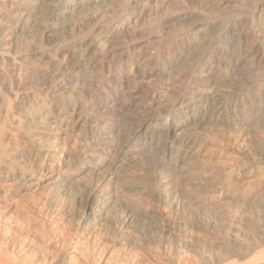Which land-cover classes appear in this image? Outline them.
<instances>
[{
	"label": "bare ground",
	"instance_id": "1",
	"mask_svg": "<svg viewBox=\"0 0 264 264\" xmlns=\"http://www.w3.org/2000/svg\"><path fill=\"white\" fill-rule=\"evenodd\" d=\"M101 1L0 0V208H4L6 205L11 206V203L13 204L16 201L18 203L19 199H14L21 195L24 196V191L39 186L40 182L37 181V177L47 172L50 179L42 186L43 190L41 191L44 192L45 201L43 205H40L42 207L37 206L40 207L39 212H35H37V217L40 215L42 218L38 219L44 225L42 226L45 228L43 231L47 234H54V236H51L56 237V239L52 238L53 243L55 240H58L57 242L61 240L62 242V239L65 238L63 236L67 234L66 232L64 234V231H66L64 224L66 223L67 198L70 196L69 190L70 187H74L73 190L76 187L79 189L82 177H91L93 182L88 185L85 194L78 193L74 196V193L70 192L75 197H72L73 202H71L76 209L80 208L79 211H81L78 217L79 220L86 223V225L96 223L101 215L110 212L109 209L114 204L117 206L116 208L121 209L119 223L123 227L132 219L133 211L138 216V214H141V209L138 210L141 208L140 206L150 201H154L156 204L159 203L160 207L169 203L171 205L168 208L175 207L172 203L177 192L172 189V184L169 181L166 190L161 191L157 196H151L148 191H145V188L153 183L156 177L164 179L166 168H174L181 160L188 159L187 161H189L190 158L194 157L196 151H193V149L198 137L196 138L193 131H203L207 128L216 127L218 124H224L227 128L238 131L252 124H264L263 103L258 101L261 103L260 106L254 110L252 109L256 99L259 97L264 98V8L256 9L252 19H250L249 26L245 25L242 19H233L232 22L228 21L227 23L224 22L223 26L220 25L219 30L210 21L211 24L209 22L198 24L202 21H192L191 19L195 17L194 12L185 14L186 17H184L189 23L187 30L185 31V28L184 32L182 31L183 33H178L179 36L175 32L177 34L176 38L178 37L181 39L180 41H183L180 42L182 44H176V41H172L173 43H169V45L164 44L167 45V47H164L157 40L153 41L154 35H151L153 38H150L151 33L147 38L144 36L145 38L140 37L139 39L137 36L152 31L151 26V30L144 26V20L147 17H157L159 13L164 9L166 10L177 0H147V8L144 7L145 0H131L127 15L126 12L121 15L117 8L121 4L127 3L128 0H108L107 3H104H106V12L110 13L109 16L103 14L106 16L100 18L102 19L101 22L98 20L100 22L98 24L103 21L101 25L88 28L86 38L80 34L84 39L81 40L82 36H79L80 38L77 39L81 41L77 42L75 46L68 47H72L68 49V52L56 49L57 46H54L55 49L52 46L45 48L43 46L44 49L38 48L40 43H43L42 40L48 41L51 39L53 30L59 28L60 31L67 33L71 28L74 29V23L70 25V22L68 21L67 24L66 21L75 14L78 16L77 14L87 11L90 6H93L94 9L99 5L102 6ZM190 1H195L199 5L206 1L209 2L208 0ZM218 1L220 2V0ZM228 2L224 0L218 5L227 7ZM206 3L204 4L208 5ZM13 5L16 6V9L13 13H9L8 10ZM7 8L9 9L7 10ZM200 10L202 9L196 12L198 13ZM200 13L199 15H201ZM85 15L88 17V11ZM85 15L84 17L87 18ZM205 17L207 18V16ZM94 18H97V16H94ZM73 19L77 20L76 17ZM137 20L140 25L131 26ZM153 20L156 24H159L158 28L161 27L160 30L155 27L157 29H153L156 31L155 33L161 38L165 37L164 31H162L164 28L159 19L153 18L152 22ZM91 23L88 21L89 26ZM171 24L173 25V23ZM50 27L54 28L49 30ZM177 29L179 28L177 27ZM87 30L85 31L87 32ZM178 32H181V30H178ZM214 35H216V39L213 37L215 43L208 46L207 43H212L210 37ZM32 36L38 37V40L37 38H33V40L31 38L30 45L25 48L28 49L27 52L24 48L25 53L22 52V47L25 46H23V39ZM131 38L132 41L133 38H137V40L135 39L134 42L129 41ZM71 42L74 43V41ZM160 45L167 48V50L165 49L167 60H164V64L160 59L162 57L159 52L161 49L158 48ZM205 45L208 48H205ZM46 48L48 49L46 50ZM203 48L205 49L204 52L201 50ZM190 56H196L198 59L194 61V64L192 63L191 67V64L188 63L189 73L186 75L184 72L185 74L176 75L177 72L182 70L181 68H184L187 61L190 62L188 60ZM32 67H35V69H31ZM30 69L33 70L32 74L35 73V75H32L34 76L33 80L36 82L33 86L40 89L43 96L38 89L35 92L33 91L34 94L31 97L24 91V88L27 87V77L31 75ZM32 76L30 77L32 78ZM179 79H181V95L175 98L173 102L171 101L172 103L170 102V107L168 106V111L166 110L167 112L164 115L162 114L163 116L157 115L155 111L146 108L147 105L158 112L161 99L167 95L171 96L170 89L172 87L170 85ZM242 83H246V85ZM91 85L93 87L92 94L89 95L90 97H83L84 90L90 91L89 87ZM161 85L170 86L171 88H163ZM28 93H30V90ZM37 93L41 94V98ZM197 95L200 96L196 100ZM167 98L171 99V97ZM253 98H255L254 101ZM118 101L121 104L119 108H116ZM191 102L192 109L189 108ZM159 111L161 113V109ZM80 115L84 116L80 118L79 140L78 142L75 141L76 146L74 148L67 151V142L64 140L60 145L61 137L54 134L58 130V128H55V121L52 120L53 122L50 123L53 124L48 125V120L59 117L62 121H71L72 123L74 122L72 120ZM52 130H54V133L51 132ZM157 143L162 145L165 150L164 154L162 155L158 150L151 159H148L146 154ZM175 147L177 148L176 151L174 150ZM142 158L147 159V162L149 161L150 177H147L146 181L144 180L146 182L144 187H142V184V188H138L136 198L131 201L128 199L129 202H127L123 194H129L137 187L130 186V182L135 176L133 175L135 172L132 170L134 172L132 174L130 169L137 170L139 167L141 168L142 161L140 159ZM166 175L170 177L168 173ZM184 175H186V172ZM182 177L184 179L186 176ZM177 181L179 182V179ZM188 184H186V187ZM183 190L185 191V189ZM31 193L28 196L35 198L36 202H40L41 198L35 196V190ZM116 193L122 195L124 200H119V198L117 200ZM175 205L178 207L177 203ZM17 223L21 225V222ZM8 228L10 230V227ZM9 230L6 232L10 233ZM16 232L15 229L14 233ZM18 238L15 243L22 247L28 245V248L37 242L30 230L26 231L23 238L22 236L21 239ZM40 240V244H43L41 246L44 247L45 244H51L52 242L49 235H45ZM25 250L19 254H13L14 252L8 254V252L0 255V264L23 263L22 261L26 260L27 257ZM228 253L230 254V252ZM261 253V259L257 256L258 260L251 261L252 263L249 264H264V252ZM255 255H258V253ZM106 261L107 259L102 264H109V261ZM230 261H233V259ZM224 262L226 261L224 260ZM47 263L51 264L49 261ZM220 263H223V261Z\"/></svg>",
	"mask_w": 264,
	"mask_h": 264
},
{
	"label": "rangeland",
	"instance_id": "2",
	"mask_svg": "<svg viewBox=\"0 0 264 264\" xmlns=\"http://www.w3.org/2000/svg\"><path fill=\"white\" fill-rule=\"evenodd\" d=\"M107 1L108 0H104V1L102 0L101 1L102 6L99 5L98 7H95V9L93 6H90V8H89L90 11H89V9L87 10L88 11V17H87V15H85L87 13V11H84L81 14L80 13L77 14L78 16H76V14H75L71 17V19L76 17L77 20H75V19L67 20L66 19L67 21L66 20L65 21L67 24L69 22H70L69 23L70 25H71V23L72 24L74 23L73 24V25H75L73 27L74 29L71 28L66 33L64 31H60L59 28L55 27L57 29H55L56 31L53 30L51 39H49L48 41L42 40L43 43H40V46L38 48L44 49L45 47H51V46L56 47L57 46L56 49L64 50L65 52H68L69 51L68 49L72 48V47L71 48H68V47H70L72 45L75 46L77 44V42H80L81 40H83L84 38L82 35H84V37L86 35H88V31L91 27L97 26V25L99 26L103 23V21H102L101 24H98L102 20L100 18H104L103 16H106V15L109 16L108 14H110V13L106 12V9H105ZM203 1H206V0H203ZM208 1L209 2L206 1L208 3V5L204 4L206 2H203V4L199 5L195 1H190V0H187V1L186 0H181V1L177 0V1L173 2L168 7L170 9H168V8L166 10L164 9L161 13H159L157 15V17L156 16H150V17H147L149 20L147 18L145 19L147 21L144 20V22L147 23V26H145V27H148L150 30L152 28L153 32L147 31L146 32L147 34L143 33L144 35L140 34L137 37L139 39H140V37L143 38L144 36L147 38V37H149V34L151 33L150 38L154 37L153 41L157 40L158 42L162 43L163 45L164 44L169 45V43L171 44L175 41H176L175 42L176 44H178V43L182 44L180 42H183V41H180L181 39L178 37L176 38V36L178 33H180V34L183 33L185 28H186L185 31L187 30V26L189 23L187 22L185 17L187 14H192L193 12H194L193 15H195V17L191 19L192 21H197V22L202 21L201 23H198V24H206V22L208 23L210 21L212 24H215L217 26L218 30H219V28H221V26H223L228 21H230V22L233 21V19L232 20L230 19L229 14L232 11L231 9H232L233 5L237 2H239L238 0H235V2H234V0H226L227 2L231 1V2H228L229 5L226 4L227 7H225V6L221 7L220 5H218V3L221 4L222 1H224V0H222V1L220 0V2L218 0H208ZM253 1H255V0H249V3L253 4ZM104 2H106V3H104ZM176 2H177V4H176ZM256 2H257V0L254 3H256ZM180 3H181V5H180ZM211 3L213 4V6ZM261 5H258L257 9L264 8V4L262 7H261ZM199 6H201V7L199 8ZM208 6H210V7H208ZM193 7H195V8H193ZM196 7L199 9H202V10H200L197 13L196 11H198L199 9H197ZM9 8H10V6H9ZM9 8H7V10ZM227 8H228V10H227ZM15 9H16V6L13 5L8 10V12L13 13L15 11ZM94 11H96V13H94ZM200 12H202L203 14H201ZM175 13H176V15H175ZM199 13L201 15H199ZM103 14H106V15H103ZM168 14H170V15L168 16ZM214 14L216 17L214 16ZM84 15L87 18H85ZM94 16L95 17L97 16V18H99V19L94 18ZM163 16H166V17H163ZM205 16H207V18ZM90 17H93V18L91 19ZM170 17H172V18H170ZM153 18H158L160 24L163 25L162 27L164 28V30H162V31H164L165 37L161 38L159 35H157L155 33L156 32L155 30H157L156 28H158L159 24H156V22L154 20H153V22H154L153 23L152 22ZM85 19H87V20H85ZM98 20H100V22H98ZM203 20H204V22H203ZM242 20H244L243 22L247 26H249L250 25L249 23H251L250 19L249 20L248 19H242ZM73 21H76V22H73ZM88 21H89V23L92 22L90 24V26L88 24ZM84 22H85V24H84ZM210 22H209V24H211ZM63 23L65 24V22H63ZM171 23H173V25ZM246 23H248V24H246ZM153 24H154V26H153ZM185 24H187V25H185ZM38 25H39V23H38ZM164 25H165V27H164ZM176 25L179 29H177ZM86 26H88V27H86ZM150 26H151V28H150ZM174 27H176V28H174ZM51 28L52 27H50L49 30H51ZM160 28H158V30H160ZM153 29H155V30H153ZM57 30H58V32H57ZM73 30H75V31H73ZM85 30H87V32ZM178 30L179 31L181 30V32H178ZM83 31H85V32H83ZM69 32H71L72 34ZM166 32H168V33L166 34ZM169 32H170V34H169ZM175 32H177V34ZM58 33H60V34H58ZM80 34H82V35H80ZM180 34H178V36ZM69 35H71V36H69ZM151 35L152 36L154 35V36L152 37ZM54 36H56V37H54ZM79 36H82V37H81V40L78 41V39L80 38ZM157 36L159 39L158 38L155 39V37H157ZM213 37H214V39H216V35L210 37L211 38L210 42H212V43H207L208 46L215 43L214 42L215 40L213 39ZM31 38H32V40H33V38L34 39L37 38V40H38V37H34V36H32L30 38L27 37V39L24 38L23 39L24 41H22V42H23V46L24 45L25 46L22 47V49L23 48L25 49L26 46L28 47L30 45V43H31L30 41H32ZM52 39H53V41H52ZM133 39H134L133 41H132V38L129 39V41L131 40L132 42H134L137 40V38H133ZM166 40H167V42H166ZM68 41H69V43H67ZM71 41H74V43ZM44 43H46V44H44ZM41 44H44V45H41ZM51 44H53V45H51ZM161 45H160V47H158L159 49H161V51H159L158 48L157 49L160 52V55L162 56V57L160 56L161 62L163 61L162 63L164 64L165 63L164 60L165 61L167 60V55H166L167 54V52H166L167 48H164V47H167V45L166 46L164 45V47H162L163 45L162 46ZM207 45H205L204 47L208 48ZM43 46H44V48H43ZM196 46L199 47L198 44H196ZM55 47H54V49H55ZM22 49H21V51H22ZM24 49L22 52H24V53H25V51L27 52L28 49H25V51H24ZM47 49L48 48H46V50ZM50 49H52V48H50ZM164 50H165V52H164ZM201 50L205 51L204 48ZM24 53H22V54H24ZM199 54H201V53H199ZM50 57H52V56L50 55ZM190 59H192V60H190ZM197 59H198V57H196V56L195 57L190 56V58L188 59L190 62L187 61L186 62L187 64H185L187 67L184 65V68H181L182 70L177 72L176 75L181 74V73H183V74L186 73V75H187L189 73L190 67L192 66V63L194 64L195 63L194 61L195 60L197 61ZM188 63L191 64L190 67H188L189 66ZM31 69L34 70L35 67L34 68L32 67ZM31 69H30V74H31L30 76L35 75V73L32 74L33 70H31ZM30 76H28L27 77L28 79L26 80V83H27L26 88L28 89V91L26 88H24V91H26L27 94H29V96L31 97V96H33L32 94H34L33 91L35 92V90H37L38 88L36 89L35 86H33V85H35L34 83H36L33 80L34 76H32V78ZM173 78H175V76H173ZM30 79H32L33 81ZM242 84L246 85V83H242ZM28 86L32 89V91ZM170 86L166 87L165 85H161V87H163V88H169V89L171 88L170 89V92H171L170 95L171 96L167 95V96H165V98L161 99L160 103L162 105L160 104V106H159V108L161 109V113H160V111H159L160 109H159L157 112V115L163 116L165 114V112L168 111L170 104L175 100V98H177V97H179V95H181V93H180L182 91L181 90V79L175 80V83H172V85H170ZM89 88H90V91H88L87 89L84 90L85 92H83L84 93L83 97H87V96L90 97L89 95H91L93 92L92 85ZM29 90H30V93H28ZM86 90L88 91V93ZM38 91L41 92L40 89H38ZM177 92L180 94H178ZM41 94L43 96L42 92H41ZM40 95L38 94V96H40ZM174 96H176V97H174ZM199 96L200 95H197L196 100L198 99ZM166 97H171V99L170 98L166 99ZM32 98H34V97H32ZM40 98H41V96H40ZM252 100L254 101L255 98H253ZM119 101H120V99H119ZM119 101H118L116 108L120 107L121 103ZM258 101L263 103L262 105L264 107V102H262V101H264V98L259 97L258 99H256L254 101L253 106H252L253 108L251 107L253 110L260 106L261 103ZM189 108L190 109L193 108L192 102L190 103ZM80 116H77V118H74L72 120L74 122H72V123H71V121H69V122L65 121V120L62 121L59 117H57L56 119L48 120V122H49L48 125L53 124L50 122L55 121V128L56 129L58 128V130L55 131V133H54V130H52L51 132L56 134V135H59V137H61L60 145H62L64 140L67 142V145H68L67 151L74 148L76 146V142H78V140H79L78 132H80V130H81L80 118H82L84 115H80ZM223 125L224 124H220V125L218 124V125H216V127L214 126V127L209 128L210 130L207 128L208 130L207 129H205L203 131L197 130L198 132L190 130V131H193V134L196 136V138L198 137L197 141L194 145V149H193V151L194 150L196 151L194 153V157L190 158L189 161H187L188 159H184L183 161L181 160L180 162L177 163L178 165L175 164L176 167H174V168H166L165 169L164 177H166L167 180L169 181V183L172 184L171 185L172 189L175 190L174 188H176L178 190V192L179 191L181 192V189H182L181 193L180 192H179V194L175 193V195H174L175 196V200H174L175 203L173 202L172 205H174L175 207H172V208H175V209L168 208V206L171 205V203H169L166 206H161L162 211L159 212V211H157V208L155 207L156 203L154 201H150V202H148L149 204L145 203V205L143 204L142 206H140L141 208H139L138 210L141 209V214H138V216H137L136 212L133 211L134 217L132 216V219H130V222L128 223L129 225L127 224L126 226H123V227L119 223V221H120L119 219H120V216L122 213L121 209L116 208L117 206L114 204H113L114 206L111 205V207L113 209L112 208L109 209L111 213L107 212L108 213L107 214L105 212L96 221V223L87 224L88 227H87L86 223L79 220L78 217L80 216L81 211H79L80 208L76 209L74 207V204L72 203L73 202L72 197L75 198L74 196H76L78 193H82V194L84 193L85 194L86 189L89 187L88 185L93 182V180H91L92 179L91 177H87L85 175L86 177H82V183H81V186H79L81 188V190H79L80 188L77 189V187L74 190H73L74 187H70V190H69L70 196L67 198V200H68L67 201L68 204H67V208H66L67 213L65 215V222L67 224L66 223H65L66 225L64 224V229L66 230V231H64V234H65V232L67 234H65L63 236V238L64 237L65 238L62 239V242H61V240L59 242H57L58 240H55V242L53 243L54 240L52 238L56 239V237H52V236H54V234H50V233L47 234L46 232L43 231L45 228H43L42 226H44V225H43L42 221L39 220L42 218L39 214H38L39 216L37 217V214H36L37 212H35V211L39 212L40 207H42L40 205H43V203L45 201L44 192H41L43 190L42 186L45 185L47 182H49V179H50L47 172H44L40 177H37V181L40 182L39 186H37L36 188L35 187L31 188L29 191H24L23 192V194L25 193L24 196L21 195V196L15 198L14 200H16V199L20 200V201L18 200V203L16 201V202H13V204L11 203V206L6 205L5 207L3 206L4 208H0V222H1L0 223V243H1L0 249H2V250H0V253H1L0 255L7 254L8 252H9L8 254L13 253V252H14L13 254H17V253L19 254L21 251L24 252V250L26 249L25 250V253L27 256L26 260L24 259V261H22L23 263H20V264H28V263L29 264H42V263L48 264L47 261H49V263H51V264H61V263L62 264H85V263L86 264L87 263L98 264L99 262L102 264L106 259H107L106 262L109 261L108 262L109 264H200V263L201 264H210V263L211 264H213V263L214 264L215 263L216 264H228L229 259L230 260L233 259V261H237V264H239L238 257L244 258V260L246 261V264H249L251 261L255 262L256 260H258L257 256L260 257L261 256L260 253L262 252L261 254H263V252H264V250H263V248H264V124H260L261 126L259 124H256V125L252 124L251 126L246 127L247 129L245 128V129H242L239 131L236 129H231L229 127L227 128L226 125H224V126ZM51 127H53V126H51ZM212 128H213V130H212ZM243 131H245V132H243ZM74 143H75V145H74ZM174 150L176 151L177 148L175 147ZM175 151H174V153H175ZM174 153H173V156L175 155ZM143 159L144 158L140 159V161H142L141 168L139 167V169H137V170L130 169L132 174L135 172L133 174L135 176H133V179L131 180L132 182H130L131 183L130 186H132V187L137 186V187H136V190L131 191L129 194H126L127 196L125 194H123V197L126 198L125 201L127 200V202H129V200L131 201L134 198H136V196H137L136 192L139 191L138 188H140L142 186V184H143L142 187H144V185L146 183L145 182L146 178L150 177L149 175L151 174V171H150V166L148 163L149 161L147 162V159H144V160ZM143 161H144V163H143ZM139 163L141 164V162H139ZM143 166H144V168H143ZM176 169H178L179 171L182 170L183 172L182 171L179 172ZM166 172L168 173V175L170 177H168L166 175L167 174ZM172 172L174 175L172 174ZM185 172H186V175H184ZM189 172H191V173L188 174ZM181 173H183V174H181ZM171 176H173L175 178H172ZM182 176H186V177H184V179H183ZM191 176H193L195 180L192 179L193 177L191 178ZM169 178H170V180H169ZM178 179H179L180 183L177 181ZM174 181L179 183V184L175 183ZM193 181L196 183H194ZM188 182H190L189 184L192 183L193 185L192 184H191L192 186L189 185ZM186 184H188L187 187H186ZM178 187H180V188H178ZM187 188H188V190H186ZM183 189H185V191ZM34 190L36 192L35 196L38 198H41L40 202H36L35 198L28 196V194L31 192H34ZM76 190H78V191H76ZM189 190H190V192H189ZM82 191H84V192H82ZM70 192L74 193V196ZM184 192H186V193H184ZM31 194H29V195H31ZM180 194H181V196H180ZM183 194H186V195H183ZM129 195L131 196L132 199L130 198ZM123 197H122V195L117 194L116 199L118 200V198H119V200L120 199L124 200ZM188 197H190V198L188 199ZM31 199H32V201H31ZM152 202H154V203H152ZM176 203L178 204V207H177V205H175ZM146 204H147V206H146ZM38 205L40 207H37ZM6 207H8V208L5 209ZM163 207H164V209H163ZM28 208H29V210H28ZM69 208H71V209H69ZM164 210H165V212H164ZM34 212H35V216H34ZM115 212H117L118 214ZM141 215H142V217H141ZM71 217H72V219H71ZM103 217H104V219H103ZM16 221L21 222L22 226L19 223H17ZM68 221H69V223H68ZM24 223L25 224L27 223L26 225H28V226H26ZM8 227H10V230ZM13 229H14V231H12ZM15 229L17 231L16 233H14ZM8 230H9V232L10 231L11 232L10 233L6 232ZM21 230H22V232H21ZM28 230L31 231L35 240H37V242L35 243L36 245L32 244V246H29L28 248H27L28 245L27 246L23 245V247H22L18 244L19 245L18 246L17 243H15L16 239L18 241V239H19L18 237H20V239H21V236H22V238H23L26 235V231H28ZM160 231H162V232H160ZM45 235L46 236L49 235L52 242H51V244H49V243L45 244V247H44V246H41L43 244H40V241H41L40 239H42V237L44 238ZM4 241L5 242L9 241V242L5 243ZM57 243H59L60 245H58ZM3 244H5V245H3ZM31 249H32V251H31ZM260 250H262V251H260ZM85 251L90 252V253L87 252L89 255ZM3 252H5V253H3ZM228 252H230V254ZM236 253H237V255H236ZM257 253H258V255H255ZM125 254H127V255H125ZM221 255L222 256L224 255L223 258ZM243 256H245V257H243ZM46 257H48V258L46 259ZM261 257H260V259H261ZM263 258H264V256H263ZM86 259H87V261H86ZM223 259L226 262H224ZM45 260H46V262L44 263ZM218 260L220 262L223 261V263H220ZM205 262H207V263H205Z\"/></svg>",
	"mask_w": 264,
	"mask_h": 264
},
{
	"label": "clouds",
	"instance_id": "3",
	"mask_svg": "<svg viewBox=\"0 0 264 264\" xmlns=\"http://www.w3.org/2000/svg\"><path fill=\"white\" fill-rule=\"evenodd\" d=\"M131 0H128L127 3L125 4H121L119 6V8H117L118 11H120L121 15H124L126 12V15L128 13V8L130 6ZM259 4H264V0H257L256 3L250 4L249 0H239V2L235 3L232 7V11L229 14L231 19H251L252 15L255 13L257 7ZM144 7L147 8L148 4H147V0H145V4ZM136 25H140V22L137 20L135 24H132L131 26H136ZM144 26H147V23H144ZM146 108L151 109L152 111H155L157 113V111L155 109H152L151 107H148L146 105ZM159 150V152L163 155L165 150L163 149L162 145L160 144H156L154 145L149 152L146 154L148 159H151L153 157V155L155 153H157V151ZM168 186V180L165 177L164 179L161 178H157L155 179V181L151 184H149L146 188L145 191H148L150 193L151 196H157L161 191L166 190ZM175 191L177 192V194H179L178 190L175 188ZM117 194V193H116ZM155 207L157 208V211L161 212L162 209L159 205V203H157L155 205ZM238 261L239 264H246V261L244 260V258L242 257H238ZM229 264H237V261H229Z\"/></svg>",
	"mask_w": 264,
	"mask_h": 264
}]
</instances>
